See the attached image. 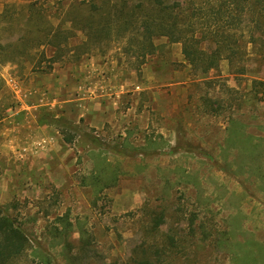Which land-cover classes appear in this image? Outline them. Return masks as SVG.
Segmentation results:
<instances>
[{
	"label": "rangeland",
	"instance_id": "1",
	"mask_svg": "<svg viewBox=\"0 0 264 264\" xmlns=\"http://www.w3.org/2000/svg\"><path fill=\"white\" fill-rule=\"evenodd\" d=\"M65 1L0 0L14 57L0 60V106H14L0 120V211L29 241L8 264H264V65L203 74L166 36L145 56L81 33L51 44ZM97 67L117 84L107 98Z\"/></svg>",
	"mask_w": 264,
	"mask_h": 264
},
{
	"label": "trees",
	"instance_id": "2",
	"mask_svg": "<svg viewBox=\"0 0 264 264\" xmlns=\"http://www.w3.org/2000/svg\"><path fill=\"white\" fill-rule=\"evenodd\" d=\"M210 2L206 0L195 5L191 0H185V3H170L169 0H66L64 23L68 25L65 29L53 27L48 41L58 45L60 35L66 33L68 38L67 34L81 33L85 36L83 45L90 48L101 41L123 39L129 49H135L132 51L135 55L145 56L153 52L155 37L166 36L171 42L181 43L184 59L203 74L218 67L222 60L228 62L232 72L250 71L249 60L255 62L258 70L264 65V0H231L229 3L216 0V6L214 3L209 5ZM205 8L210 10L212 20L204 26L207 20H200L198 25ZM22 15L24 24L28 22L29 15L27 18ZM237 31L240 35H236ZM203 42L206 43L203 45ZM247 44L256 50L255 53L246 51ZM12 45L9 43L7 49L15 50ZM21 48L26 49L27 46L23 43ZM3 49L4 46L0 45V60H14L11 55L4 56L9 51ZM4 90L0 78V91ZM8 107L13 108V103L0 106V120ZM65 140L70 141L71 138ZM162 220V215H156L153 228H157ZM28 244L23 230L0 211V264H8L12 258L21 255Z\"/></svg>",
	"mask_w": 264,
	"mask_h": 264
},
{
	"label": "crops",
	"instance_id": "3",
	"mask_svg": "<svg viewBox=\"0 0 264 264\" xmlns=\"http://www.w3.org/2000/svg\"><path fill=\"white\" fill-rule=\"evenodd\" d=\"M92 71L93 72H91V75L94 78H97V80L93 82V84H96L94 86V88H97V90H96L97 93L100 92V97L101 96L102 97L103 96L104 97L110 96V94H112L114 92V90L117 89V84H116L115 80L113 79V77H111V75L108 74V72H106L105 69L100 68V67L94 68ZM80 79L81 80L79 81L78 88H85L84 86L87 85L85 83V79L82 78V77ZM71 85L73 86L74 85V82H72V83L69 84V86H71ZM91 88H93L92 85L89 87V90H91ZM81 95H82V92H80L77 97L81 98ZM97 95L98 94H95V97H97ZM89 98H91V97H89ZM72 100H75V99L70 97V98L65 99V102H71ZM77 101H79V100H77ZM66 111L67 112H70L71 110L70 109L69 110L67 109ZM100 112H101V110H100ZM92 113L94 114L96 112L93 111ZM99 114H104V112L99 113ZM82 116H83V113H80V114L77 115V117L74 116L72 118L75 119V120H77V122H79ZM91 119H89V122H85V123L86 124H89L90 126L92 125V126H95V127L98 128L97 125L104 124L105 121H107L109 119H112V118H111V116L108 117V116H104L103 115L101 117H99V116H92ZM84 120H87V119L84 118Z\"/></svg>",
	"mask_w": 264,
	"mask_h": 264
}]
</instances>
